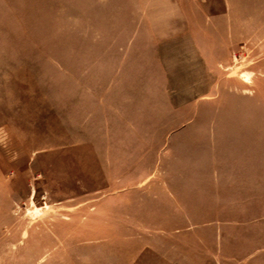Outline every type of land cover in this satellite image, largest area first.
<instances>
[{
    "label": "rangeland",
    "instance_id": "rangeland-1",
    "mask_svg": "<svg viewBox=\"0 0 264 264\" xmlns=\"http://www.w3.org/2000/svg\"><path fill=\"white\" fill-rule=\"evenodd\" d=\"M0 264H264V0H0Z\"/></svg>",
    "mask_w": 264,
    "mask_h": 264
}]
</instances>
